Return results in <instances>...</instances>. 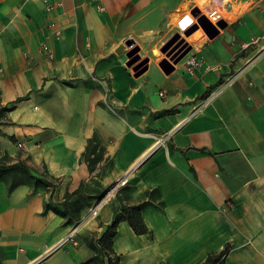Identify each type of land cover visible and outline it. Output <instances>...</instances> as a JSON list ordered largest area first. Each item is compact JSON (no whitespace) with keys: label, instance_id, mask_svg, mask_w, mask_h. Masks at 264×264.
Instances as JSON below:
<instances>
[{"label":"crops","instance_id":"crops-1","mask_svg":"<svg viewBox=\"0 0 264 264\" xmlns=\"http://www.w3.org/2000/svg\"><path fill=\"white\" fill-rule=\"evenodd\" d=\"M49 2L0 0V264H207L227 245V264H264V0ZM192 9L219 28L196 42L201 65L164 73L152 59L137 75L121 44L156 48ZM76 190L89 197L78 244L55 247ZM141 202L149 232L121 219L99 251Z\"/></svg>","mask_w":264,"mask_h":264},{"label":"rangeland","instance_id":"rangeland-1","mask_svg":"<svg viewBox=\"0 0 264 264\" xmlns=\"http://www.w3.org/2000/svg\"><path fill=\"white\" fill-rule=\"evenodd\" d=\"M196 9H192L184 18L190 16L192 21L189 22L186 26H182V20L178 24V31L173 33L167 40L159 41L156 48L155 44H147L144 40L130 37L126 39L121 44L122 53H124L125 58L128 60L129 66L135 73L140 71H147L150 67L152 59L155 60V65L152 68H157L166 72L163 69V65L167 66V69H172L170 73L174 72L176 69L180 68L187 57L195 51L196 42L202 35H207L204 28L200 25L197 29L190 32L189 31L198 23V18L202 13H196ZM210 17V16H209ZM210 19L216 24L215 19ZM154 48V49H153ZM146 50L149 52L146 53ZM156 51V53L154 52ZM186 65V64H185ZM100 150H97L95 154H90L91 158L96 159L94 163V168L98 167V164L101 162L98 158ZM103 167V166H102ZM31 178L29 167L26 166V179ZM94 246L98 247V250L101 251L102 243L100 239L94 243ZM113 257V256H112Z\"/></svg>","mask_w":264,"mask_h":264},{"label":"trees","instance_id":"trees-1","mask_svg":"<svg viewBox=\"0 0 264 264\" xmlns=\"http://www.w3.org/2000/svg\"><path fill=\"white\" fill-rule=\"evenodd\" d=\"M97 150H100L98 158L100 160L103 159L105 147L103 146L98 137H93L92 139H90L86 153L84 154V159L88 162L92 170L95 169L94 163L96 162V159L91 158L90 154H95ZM42 180V178L36 177V184H41L42 182H44ZM45 182H47V184L52 185L53 188L55 187V183H52L50 181ZM75 194L77 195L75 196ZM64 204L65 208L62 212L65 216H67L68 222L74 224L78 220L76 217L77 213L86 205H89V197L88 195L81 194L79 190H76L64 201ZM142 206H144V202H141L137 205L125 206L122 209V212L116 215L114 221L108 226L103 237L100 238V241L102 243V249H112L113 238L117 233V226L121 219L128 220L131 223L132 227L138 233L149 232V229L141 214ZM229 250L230 246L227 245L221 252L209 255L207 259V264H227L226 256L229 253ZM117 259L118 257H110V264H117Z\"/></svg>","mask_w":264,"mask_h":264},{"label":"built area","instance_id":"built-area-1","mask_svg":"<svg viewBox=\"0 0 264 264\" xmlns=\"http://www.w3.org/2000/svg\"><path fill=\"white\" fill-rule=\"evenodd\" d=\"M47 8L48 9L52 8V5L49 2V0H48ZM51 26H54V24H52ZM55 35L57 37L61 36L62 35V30L61 29H56ZM41 51L44 52L49 57H53L54 56L53 49L47 43H42ZM185 64H186L187 70L190 73L193 74L195 69L201 65V61L198 59L197 55L194 53V54L190 55L187 58ZM208 68H211V67H208ZM161 94H163V93H161ZM214 95H215V93H212L210 97H213ZM127 181H128V178H124L121 181H119L118 183H116L115 185H113V187L110 189V191L107 194L104 195V197L98 199L93 205L90 206V208L88 210V215L89 216L98 215L99 209L104 205V203H106L109 200V198L112 197L113 193L121 185H125L127 183ZM80 225H82V223L80 221L72 224L68 234L65 235L61 239V241L58 243V245H56L55 247L61 246V245L65 244V243H67V242H72L73 244L77 245L78 244L77 236H78V233H79Z\"/></svg>","mask_w":264,"mask_h":264},{"label":"water","instance_id":"water-1","mask_svg":"<svg viewBox=\"0 0 264 264\" xmlns=\"http://www.w3.org/2000/svg\"><path fill=\"white\" fill-rule=\"evenodd\" d=\"M196 13H199V10H197ZM191 21L192 18L188 16L187 18H184L182 20L181 25L186 26ZM200 25L204 28V30L206 31L209 37H214L219 32L218 26L215 23H213V21H211V19L207 15L202 14L198 18V23L189 31V33L197 29ZM129 64L131 63H128V65ZM163 69L166 71V73H170V71L172 70V69H167L166 65H163ZM142 72L143 71H140L139 73H137V75H140Z\"/></svg>","mask_w":264,"mask_h":264}]
</instances>
